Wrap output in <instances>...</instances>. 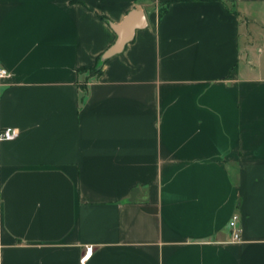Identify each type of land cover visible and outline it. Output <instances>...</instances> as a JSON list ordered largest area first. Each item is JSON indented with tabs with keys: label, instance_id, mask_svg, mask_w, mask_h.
Here are the masks:
<instances>
[{
	"label": "crops",
	"instance_id": "0c3cea01",
	"mask_svg": "<svg viewBox=\"0 0 264 264\" xmlns=\"http://www.w3.org/2000/svg\"><path fill=\"white\" fill-rule=\"evenodd\" d=\"M0 67V264H264V0H0Z\"/></svg>",
	"mask_w": 264,
	"mask_h": 264
},
{
	"label": "water",
	"instance_id": "95a60500",
	"mask_svg": "<svg viewBox=\"0 0 264 264\" xmlns=\"http://www.w3.org/2000/svg\"><path fill=\"white\" fill-rule=\"evenodd\" d=\"M146 26V16L138 10L130 12L120 25H114L113 29L118 37L115 44L104 54L103 61L122 53L124 48L134 40L136 32L145 29Z\"/></svg>",
	"mask_w": 264,
	"mask_h": 264
},
{
	"label": "built area",
	"instance_id": "2783aa9c",
	"mask_svg": "<svg viewBox=\"0 0 264 264\" xmlns=\"http://www.w3.org/2000/svg\"><path fill=\"white\" fill-rule=\"evenodd\" d=\"M10 76V73L7 69L0 67V80L6 79ZM19 137V132L16 128H4L0 129V142H13L17 140ZM237 218L230 223V227L232 228V240L234 242L240 241V230L237 228ZM94 246H87L85 248L84 255L81 259V263L85 264L94 254Z\"/></svg>",
	"mask_w": 264,
	"mask_h": 264
},
{
	"label": "trees",
	"instance_id": "16d2710c",
	"mask_svg": "<svg viewBox=\"0 0 264 264\" xmlns=\"http://www.w3.org/2000/svg\"><path fill=\"white\" fill-rule=\"evenodd\" d=\"M99 67H100V69L102 68V63L99 64ZM97 68H98V66L93 67V68H80L79 69L80 74L88 73V75H87L88 77L86 78L85 82L79 83V88L84 93V95L87 94L89 82L91 80H94L93 76H95V79H97L102 74V70H101V71H98L95 75H93V72L96 71ZM231 77H232V79H236V77H237V69L236 68H234V70L232 71Z\"/></svg>",
	"mask_w": 264,
	"mask_h": 264
},
{
	"label": "rangeland",
	"instance_id": "374dc122",
	"mask_svg": "<svg viewBox=\"0 0 264 264\" xmlns=\"http://www.w3.org/2000/svg\"><path fill=\"white\" fill-rule=\"evenodd\" d=\"M102 69H103V68L100 69V67L98 66L97 70L93 72V75H95L98 71H101ZM84 74H85V75H86V74L88 75V73H84ZM90 74H91V73H90ZM85 75H84V76H85ZM91 75H92V74H91ZM93 78L95 79V76H93Z\"/></svg>",
	"mask_w": 264,
	"mask_h": 264
}]
</instances>
